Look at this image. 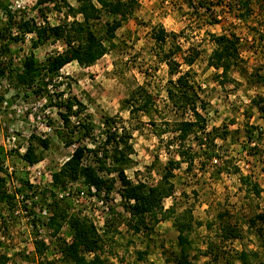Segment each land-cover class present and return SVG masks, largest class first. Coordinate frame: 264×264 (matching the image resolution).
I'll return each mask as SVG.
<instances>
[{
    "label": "rangeland",
    "instance_id": "obj_1",
    "mask_svg": "<svg viewBox=\"0 0 264 264\" xmlns=\"http://www.w3.org/2000/svg\"><path fill=\"white\" fill-rule=\"evenodd\" d=\"M3 1L9 5L14 20L33 18L38 24L52 26L73 20L66 16L64 7L59 10L50 5L45 16L40 17L35 0ZM65 1L77 6L76 0ZM136 1L131 16L113 39L103 40L107 52L102 58L89 67L72 62L61 69L58 93H63V98L74 96L84 105L97 140L103 137L102 120L116 118L119 127L123 125L132 135L131 163L125 170L126 176L133 183L155 186L168 161H179L170 142L172 135H176L172 134L176 128L172 121L191 118L189 114H172L166 94L172 76L163 62L164 55L172 51L173 59L181 61L192 49L196 50L199 55L193 65L181 64L177 75L188 71L207 103L203 112L207 130L215 128V136L219 135L207 153L214 151L216 158H199L190 170L180 163L171 179L173 197L164 199L163 205L168 208L176 203L178 210L190 208L194 218L202 223L191 234L190 259L196 264H238L235 252L244 248L257 251L264 264V222L249 225L256 215L264 214V191L254 197L239 181V176H245L261 187L264 182V114L251 106L254 97L264 99V0H248L250 13L240 22L234 17L239 14L235 0H203L205 7L197 14L186 0ZM211 15L218 18L217 24L210 23ZM6 21L7 17L0 11V65L7 71L9 68L19 71L29 55L41 62L65 49L59 40L33 48L32 34L12 40L18 32L13 26L10 30ZM111 21L103 12L92 22V27L97 35L104 37L106 24ZM158 27L167 33L165 44L154 39ZM224 32L234 33L240 39L241 68L231 71L236 82L220 86L217 72L207 64L212 50L208 35ZM171 33L179 37L169 36ZM34 90L19 87L7 75L0 80V147L4 151L0 177L5 181L4 190L13 196L10 203L0 202V254L7 257L6 264H39L34 242L43 239L46 248L41 260L62 264L59 260L62 244L70 241L67 226L63 224L55 233L40 210L46 208L52 215L49 207L52 198L42 191L51 190L52 173L68 159L74 145L65 146L58 135L62 123L57 109L50 105L49 96ZM53 92L48 91L49 95ZM134 94L153 98L155 105L150 114L129 112L131 105L138 103L132 98ZM32 136L42 158L33 169L27 170L28 164L21 157ZM37 139L49 140L48 148L42 150ZM71 139L77 141L76 136ZM82 144L90 145V142L84 140ZM186 146L199 150L193 135L187 138ZM85 163H91V159L87 158ZM119 188L116 182L107 196L104 192H89L80 182L69 183L56 190L55 199L61 206L67 205L68 214L92 223L104 242L101 256L106 259L105 264L132 263L137 251L147 253L149 264H176L179 248L171 222H159L151 231L134 234L128 228L130 217L123 208ZM225 223L237 227L239 239L218 241L219 227ZM210 245L215 248L211 253Z\"/></svg>",
    "mask_w": 264,
    "mask_h": 264
},
{
    "label": "trees",
    "instance_id": "obj_2",
    "mask_svg": "<svg viewBox=\"0 0 264 264\" xmlns=\"http://www.w3.org/2000/svg\"><path fill=\"white\" fill-rule=\"evenodd\" d=\"M35 9L38 16L44 17L45 11L51 5L56 9L66 8V16H71L73 20L69 23L60 25L38 24L33 18L14 20V15L9 11L8 4L0 0V11L7 17L6 26L15 27L17 35L11 37L12 40L22 39L27 34H32L31 45L38 48L47 42L61 41L65 49L46 57L43 61H38L33 55L26 57L19 71H14L0 65V80L6 75L19 87L26 90L34 88L33 92L49 96L50 105L55 107L58 117L62 123V130L58 132L65 146L74 145V150L61 167L52 173L51 190H43L44 195L50 196L52 202L49 207L52 211L48 222V227L56 233L65 224L70 234V241L62 244L60 253V262L62 264H105L106 259L101 256L103 252V239L96 232L95 227L87 219L75 214L67 213V205L61 206L55 199V192L63 189L69 183L80 182L90 192H104L109 195L118 182L120 188L118 194L121 199L124 210L129 214L128 228L134 233L151 231L159 222L170 221L173 229L177 233V246L179 251L175 256L176 264H196L190 259V252L193 249L191 234L195 228L202 225L197 221L190 208L177 209L176 203L165 208L164 199L172 198L174 194V185L171 181L173 170L180 165L186 164V170L193 167L195 160L206 158L213 160L216 158L213 153H207L209 147L219 136H215L217 130H207L206 120L203 112L206 111L207 103L202 99L200 89L196 83L190 79L188 71L178 74L181 64L188 67L192 66L199 53L192 49L188 55L183 56L181 61L173 59L174 52L170 51L164 55L163 62L167 65L172 79L166 89L167 98L170 102V108L174 115H190V119H179L172 121L176 128L172 132L171 144L175 146V153L179 161L170 160L162 172L160 182L155 186H149L143 182L133 183L125 174V170L131 163L132 145L130 140L131 133L122 125H118L117 119L105 117L102 120L103 137L97 140L94 135V126L91 117L85 113L84 105L74 96L63 98V93H58L61 69L76 62L81 67H89L102 58L107 48L104 45V39L111 41L115 32L121 28L131 16L136 0H76L77 6L72 7L65 0H35ZM175 1V0H173ZM179 1V0H176ZM188 6L194 14H197L200 8L205 7L203 0L194 3L192 0H186ZM236 11L234 15L238 22L250 13L248 0H235ZM62 5H59V4ZM105 13L112 18L110 23L106 24L105 36L100 37L92 27V22L98 20L101 13ZM80 16V19L77 17ZM218 18L210 17V23L217 24ZM9 28H6L8 31ZM11 35V33H9ZM155 41L165 44L167 33L162 27L156 30ZM169 36L179 37L171 33ZM208 42L212 46L207 64L217 72L216 80L220 86L236 82L231 77V71L241 68L240 39L234 33L209 34ZM264 69V65H263ZM173 76H176L173 79ZM264 82V81H263ZM52 94L49 95V89ZM37 91V92H36ZM56 92V93H55ZM56 94V95H55ZM138 103L131 105L130 113L140 111L150 114L155 105L153 98L149 95L132 96ZM251 106L255 107L260 114H264V99L254 97L251 100ZM74 118V122H72ZM76 123V124H72ZM153 124V121H150ZM252 132L249 133V138ZM193 135L198 145V151L192 147L186 146V140ZM71 136H76L77 141H73ZM160 136V134H157ZM224 137V135H220ZM73 138V137H72ZM34 137H30L28 145L22 155V159L28 165H35L42 158V153L37 152L33 144ZM88 140L90 145L82 144ZM42 150L49 146V140L37 139ZM4 151L0 147V171L3 162ZM87 158L91 163H85ZM104 174L114 177H106ZM239 181L246 186L248 193L254 197H259L264 191L263 187L257 182H251L248 177L239 176ZM4 179L0 177V202L12 201L13 196L4 190ZM26 184V183H24ZM220 215L218 218H222ZM257 221L264 222V214L256 215L249 221L250 226H254ZM218 232V241L224 243L234 241L240 238L239 231L234 225L225 223L220 225ZM46 246L43 241H35L34 249L39 259V264H54L51 261L41 260ZM215 249V248H214ZM210 245L208 251L214 250ZM90 255V256H88ZM145 251H137L132 263L126 264H149L146 262ZM216 256L214 255L213 258ZM235 261L238 264H263L260 254L255 250L241 249L235 252ZM7 257L0 254V264L7 263Z\"/></svg>",
    "mask_w": 264,
    "mask_h": 264
},
{
    "label": "built area",
    "instance_id": "obj_3",
    "mask_svg": "<svg viewBox=\"0 0 264 264\" xmlns=\"http://www.w3.org/2000/svg\"><path fill=\"white\" fill-rule=\"evenodd\" d=\"M175 1H176V0H175ZM33 168H34V166H29V165H27V170H31V169H33ZM37 175H39V172H37ZM50 182H52V178L50 179ZM91 191H92V192H95L94 189H91ZM91 191H90V192H91ZM40 214H41V216L43 217V219L45 220V222L47 223L48 220H49V218H50V216H51V214L48 212V210H47L46 208H42V209L40 210ZM39 239H42V238L39 236ZM43 241L46 243V240L43 239Z\"/></svg>",
    "mask_w": 264,
    "mask_h": 264
}]
</instances>
